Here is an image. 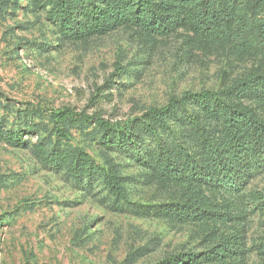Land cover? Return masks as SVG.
Listing matches in <instances>:
<instances>
[{"label":"rangeland","instance_id":"374dc122","mask_svg":"<svg viewBox=\"0 0 264 264\" xmlns=\"http://www.w3.org/2000/svg\"><path fill=\"white\" fill-rule=\"evenodd\" d=\"M48 10L46 0H0V130L25 142L0 140V264H161L192 253L188 264H222L207 255L225 240L230 264H264V164L238 173L231 187L204 188L215 218L180 222L162 212L185 202L178 186L128 152L105 148L94 124L63 126L61 137L49 118L97 112L122 130L186 93L264 75V40L249 51L207 42L187 26L164 36L119 26L68 39ZM244 104L264 118L263 105ZM54 143L84 153L104 174L74 178L46 163L37 148L48 153ZM105 175L123 195L112 194Z\"/></svg>","mask_w":264,"mask_h":264},{"label":"trees","instance_id":"16d2710c","mask_svg":"<svg viewBox=\"0 0 264 264\" xmlns=\"http://www.w3.org/2000/svg\"><path fill=\"white\" fill-rule=\"evenodd\" d=\"M46 5L68 39L105 34L119 26L164 36L187 26L207 42L233 41L249 51L264 40V0H46ZM245 99L264 106V75L250 74L215 93H186L149 109L122 130L97 112L66 109L50 112L49 118L61 137L66 136L63 126L94 124L105 148L128 152L154 177L181 189L185 202L166 204L162 212L176 221L204 223L216 215L204 188L231 187L238 173L264 164V118L246 106ZM29 131L26 134L33 133ZM0 140L25 143L20 132L12 131L0 130ZM45 144L37 148L39 157L72 177L92 180L104 174L84 153L55 143L45 153ZM105 178L113 195H123L111 176ZM229 244L225 240L208 259L230 264ZM197 256L178 255L161 264H188Z\"/></svg>","mask_w":264,"mask_h":264}]
</instances>
